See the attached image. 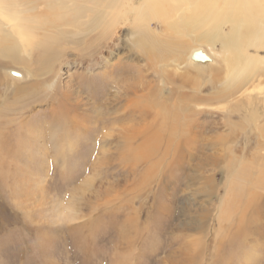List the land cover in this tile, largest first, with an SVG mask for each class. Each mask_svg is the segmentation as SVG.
I'll list each match as a JSON object with an SVG mask.
<instances>
[{
  "label": "rangeland",
  "instance_id": "374dc122",
  "mask_svg": "<svg viewBox=\"0 0 264 264\" xmlns=\"http://www.w3.org/2000/svg\"><path fill=\"white\" fill-rule=\"evenodd\" d=\"M169 3L0 0V264H264V49L230 86Z\"/></svg>",
  "mask_w": 264,
  "mask_h": 264
},
{
  "label": "bare ground",
  "instance_id": "6f19581e",
  "mask_svg": "<svg viewBox=\"0 0 264 264\" xmlns=\"http://www.w3.org/2000/svg\"><path fill=\"white\" fill-rule=\"evenodd\" d=\"M144 2L146 10L152 18H161L164 21H168L174 14V9L171 7L169 0H144ZM184 2L189 4L191 9L189 16L187 18H182L185 19L188 33H192V31L196 32L199 29L206 27L208 22L211 20L213 21V18L215 20V15L219 16V19H216L217 23L211 27V33L214 34L213 38L218 39L221 42L222 48L219 54L221 60L217 59L219 63H215V60L210 57L212 56L210 53L214 52L212 49L208 53L206 49L195 48L188 58V64L191 66L194 64L200 65L199 61H202L204 64L211 63L213 69L217 66L221 69H225L227 73L226 80L229 82L230 86L233 85L232 82H242L244 77L255 66L254 57L249 55L250 49H255L257 52L264 49L263 0H184ZM53 4L56 5V7H60L62 10V7L59 6V2L55 1ZM5 17L8 16L5 15ZM59 19H61V17H59ZM15 25L19 28L18 35L22 40L29 39L26 38L29 36L25 34L26 28L20 20L15 19ZM166 26L174 32L171 33L172 35L180 37L181 34L176 31L174 25L166 22ZM225 26L229 29L227 34L224 33ZM7 30L4 25L0 28V40L13 48L14 39H17L18 37L12 35L15 33L12 32L13 29L12 31ZM46 30L47 29H45V31ZM197 42H201L202 45L205 43L203 40H197ZM139 43L148 47V42L144 37L139 38ZM149 45L151 51H154L159 46L158 43L153 40ZM210 45L211 44H209L208 47H210ZM160 50L161 49L159 48L157 49L158 52ZM214 55L218 57L216 53H214ZM11 58V61L15 62L13 57ZM218 70L220 69H215V71ZM258 89L259 87L254 86L253 89L248 91L249 93H254Z\"/></svg>",
  "mask_w": 264,
  "mask_h": 264
}]
</instances>
